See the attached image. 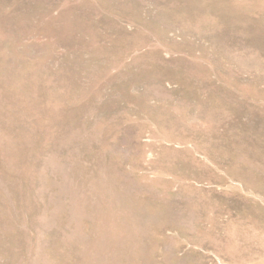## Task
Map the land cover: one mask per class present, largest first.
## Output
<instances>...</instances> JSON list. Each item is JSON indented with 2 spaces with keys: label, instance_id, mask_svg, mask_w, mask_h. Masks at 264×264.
Here are the masks:
<instances>
[{
  "label": "rangeland",
  "instance_id": "obj_1",
  "mask_svg": "<svg viewBox=\"0 0 264 264\" xmlns=\"http://www.w3.org/2000/svg\"><path fill=\"white\" fill-rule=\"evenodd\" d=\"M0 264H264V0H0Z\"/></svg>",
  "mask_w": 264,
  "mask_h": 264
}]
</instances>
